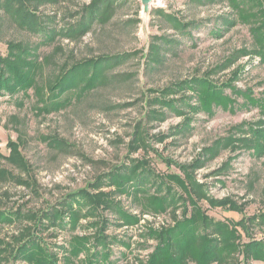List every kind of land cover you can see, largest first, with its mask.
I'll use <instances>...</instances> for the list:
<instances>
[{"label": "rangeland", "instance_id": "obj_1", "mask_svg": "<svg viewBox=\"0 0 264 264\" xmlns=\"http://www.w3.org/2000/svg\"><path fill=\"white\" fill-rule=\"evenodd\" d=\"M91 1L24 0L27 9L36 12L37 25L31 32L22 26V21L13 20L17 7L9 12L4 0H0V54L8 53L9 42L28 46L41 65L37 69L39 85L47 88L65 67L71 68L81 60L112 57L111 65L96 87L84 91L85 83H81L64 91L56 100L62 106L49 114L35 108L38 97L33 91L29 97L21 93L0 96V154L4 156L0 159V212L8 214L19 209L22 214L41 213L59 208L66 195L92 185L98 177L108 180L116 167L124 170L125 166L133 168L141 163L140 169L146 171L148 179L140 187L132 182L127 192L120 193L115 186L100 189L111 194L123 210L137 219L134 226L116 225L115 221H123L114 211H98L110 220L107 233L118 235L126 242L111 243L114 264H149L160 244L157 235L196 215L192 199L209 223L214 220L237 223L244 219V225L237 226L243 244L250 239L264 242L261 216L264 214V155L258 156L252 148H239L236 143L204 156L208 148L222 139L235 134L237 138L246 136L235 128L264 119L259 109L240 107L243 97L235 94L238 105L235 112L218 108L208 117L202 112L192 115L183 107L194 121L190 129L182 132L180 127L187 121L183 115L169 112L164 122L148 117L149 102L160 95L159 90L196 76L211 78L219 85L233 82L238 89L261 97L264 63L257 55L239 57L236 54L232 58H237L235 64L222 67L235 52L254 47L249 26L238 22L231 27L226 23L228 19H237L228 0H151L148 6L141 0H114L109 22H95L82 38L64 35L69 26L81 21L83 8ZM10 3L13 7L14 2ZM160 10L193 25L185 31H176ZM157 37L167 40H157ZM153 43L162 47L155 52L158 57L150 51ZM226 89L228 94L232 93ZM46 94L49 96L50 92ZM243 127L248 129L246 125ZM261 129L264 131V126ZM134 135L137 137L134 145L145 139L150 147L133 150ZM53 139L61 145H52ZM10 141L21 143L26 166L6 158L10 156ZM199 158H202L201 165L192 174L201 192H193L191 184H187L186 192L178 184L169 182L175 204L165 211L152 209L145 197L165 195L168 188L159 187L163 178L176 174L184 180L185 174L178 166L192 167ZM11 177H22L29 182L21 185ZM89 191L96 195L99 190ZM217 200L227 201L228 205L213 204ZM230 203L237 209L229 208ZM82 213L75 231L52 226L43 227L39 233L49 250L59 256V264H84L88 258V253L83 252L75 261H65L70 257L68 240L72 236L92 237L96 233L91 223L97 219L88 216L86 209ZM255 217L256 222L249 220ZM43 223L48 225L46 220ZM26 226L33 228L25 217L16 218L12 223L0 222V264H29L16 257L20 243L14 239ZM196 230L198 234L213 236L214 233V228L201 223ZM239 257V264H258L244 263L243 255ZM188 264L195 263L189 260Z\"/></svg>", "mask_w": 264, "mask_h": 264}, {"label": "trees", "instance_id": "obj_2", "mask_svg": "<svg viewBox=\"0 0 264 264\" xmlns=\"http://www.w3.org/2000/svg\"><path fill=\"white\" fill-rule=\"evenodd\" d=\"M228 1H230L236 13L237 19L235 21L228 19L230 21L227 20L226 23H229L231 27L235 26L238 22L248 25L254 47H252V49L243 48L235 52L226 59V63L223 64L222 67L225 68L235 64L237 58L235 60L232 58L236 56V54H239V57L252 56L255 54L264 63V0ZM10 2H14L13 7L10 6ZM4 3H6V5H4ZM4 3L3 5L7 7L9 12H11L12 8L14 9L17 7L13 11V13H17L13 14L12 18L14 21H22L23 27L31 32L34 30L37 25V21H35L36 12H34V10L30 11L29 8L27 9L24 5V0H4ZM114 7V0L91 1L88 6L83 8L84 14L80 19L81 21L75 26H69L63 34L70 38H82L86 36L95 22L106 24V22L111 20V13ZM158 12L168 18L176 31H185L188 27L193 25L191 23H183L180 18L173 15L163 14L161 10ZM37 28V30H39L41 28L40 25H38ZM156 39L167 40L166 37H157ZM157 45L153 43V46H151L150 51H152V55L153 53L155 54V52L158 53L160 48H162ZM7 51L8 53L6 55L2 56L0 54V96L4 94L16 96L21 93L25 97H29V92L33 91L38 97V105L35 106V108L39 109L40 112L48 114L54 109L62 106V104L58 103L56 100L64 91L70 90L72 87L81 83H85L82 87L84 91L96 87L100 77H103V73L106 72L108 66L111 65L110 60H112V57L109 55L96 59L81 60L71 68L65 67L62 70V74L56 76L54 78L55 80L50 82L48 87L45 88L39 85L37 80V69L41 65L37 62L36 56H33V50L25 46L22 42H9L7 44ZM155 55L158 57V54ZM151 58L155 59L153 56ZM65 65L68 66L67 63ZM240 72L241 69L238 71V74ZM226 88L231 89L232 93L228 94ZM46 92H50V95L48 96ZM159 93V96L152 98L149 102L151 106L148 115L149 119L164 122L169 112H174L177 116L183 115L187 118V121L185 122L186 124L184 123L183 126L180 127V132L190 129L191 123L194 121L192 116H188L187 112L183 110V107L188 108L192 115L202 112L208 117H212L218 108L235 112L238 105L237 99L233 97L234 94L235 97H243V102L240 107H246L247 109H255L257 107L260 111L259 114L264 118V93L261 97H254L251 92L238 89L233 85V82L219 85L211 78L196 76L168 85L163 90H159ZM178 95H180L178 97L179 99L177 98ZM245 125L248 126V129L243 127ZM263 126L264 119H261V121L256 124L249 122L241 124V126L235 129L239 131V133L242 132L246 134V136H239L237 138L235 137L237 134H235L229 136L227 140L222 139L211 149L208 148L204 156L211 154L212 151L218 148L227 147L230 144L233 145L236 143L239 148H242V146L248 149L252 148L258 152V156L264 155V131L261 129ZM136 139L137 137L135 136L131 144L133 150H137L140 146H142L144 150L150 147L145 139H142L138 146L134 145ZM223 140L227 142L222 144ZM52 142V145H61L60 141L57 139H53ZM8 147L10 149V156L6 158L14 164L26 166L25 159L21 154V143L10 141ZM238 147L234 148L238 149ZM1 158H4L2 154H0V159ZM201 160L202 158L196 160L192 167H187L185 165L178 166L185 174L184 180L176 174H169L164 178L162 177L164 181L162 180L159 187L162 188L165 186L166 189L168 188L167 193L165 195L146 196L145 198L150 202V207L157 211H165L171 205L175 204L174 199L171 197L172 194H170L171 186H168L169 182H171V184H178V186L186 192H188L189 187L187 184H191L193 192H201V187L197 184L192 174L194 168L201 165ZM140 164L141 163L133 168L125 166L124 170L123 168L116 167L109 173L108 180H106L107 182L98 177L92 185L83 187L81 190L66 195L65 201L60 203L61 207L59 208L53 207L51 210H43L41 213L27 211L22 214L19 209L8 214L0 212V222L12 223L16 218L20 219L25 217L31 222L33 227L26 226L18 237L14 236V239L20 243L16 257L22 261H27L29 264H59V256L49 250L41 236H39V233L43 227L49 228L52 226L59 227V229L69 228L75 231L78 227L79 220L82 215H84L82 209H86L88 216L97 219L96 222L91 223L96 233L92 237L82 236V238H80L79 236H72L71 239L68 240L70 257L65 258V261L68 259L75 261L83 252H87L88 258L83 262L84 264H114V261L111 260V243L114 241V243L120 242L126 244V242L121 240L118 235H110L107 233L110 220L108 218L106 219L105 215L102 213L100 214L98 211H114L116 215H118V218H121H119V220L123 221V223H117L115 221L116 225L124 224L134 226L133 224L137 222V219L128 211L123 210L121 203L111 198V194L101 192L100 189H102V186H115V190L118 192H127V189L132 187V182L136 183L135 186L140 187V185H143L148 179L146 171L140 169ZM11 178L12 180L18 181L21 185L22 183L29 182L24 181L22 177ZM30 185L29 183V186ZM95 188L99 191L96 195H93L90 193L89 189ZM138 192L140 193V191ZM138 192H136V195ZM203 195L205 196V193ZM191 201L192 206H194L196 209L195 211H197L196 215L192 219H185L179 222L176 227L171 228L168 232H162L157 235L160 244L153 252L149 264H188L189 260L194 261L195 264H213L216 262L219 264H239V262H241V257H239V255H243L244 263H249L251 261L264 262L263 241L258 242L250 239V241H246L244 244L242 243L243 238L238 233L237 226L244 225V219L237 223L214 220L211 224L197 206L198 204L193 199ZM217 201H213V204L215 203L221 206L228 205L227 201ZM229 208L237 209L234 203H230ZM261 216L264 218V214ZM256 219V217L249 218L252 222H256ZM44 220L48 222V225L43 223ZM199 223L203 224L204 227L214 228L213 236H210L208 233L198 234L196 228ZM90 239H92V243ZM61 246L62 245L58 247L62 248ZM4 248L9 249V246H5Z\"/></svg>", "mask_w": 264, "mask_h": 264}, {"label": "water", "instance_id": "obj_3", "mask_svg": "<svg viewBox=\"0 0 264 264\" xmlns=\"http://www.w3.org/2000/svg\"><path fill=\"white\" fill-rule=\"evenodd\" d=\"M150 1L151 0H141V2L145 4V6H148Z\"/></svg>", "mask_w": 264, "mask_h": 264}, {"label": "crops", "instance_id": "obj_4", "mask_svg": "<svg viewBox=\"0 0 264 264\" xmlns=\"http://www.w3.org/2000/svg\"><path fill=\"white\" fill-rule=\"evenodd\" d=\"M256 263H258V264H264V262H262V261H260V262H256Z\"/></svg>", "mask_w": 264, "mask_h": 264}]
</instances>
